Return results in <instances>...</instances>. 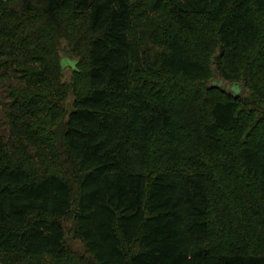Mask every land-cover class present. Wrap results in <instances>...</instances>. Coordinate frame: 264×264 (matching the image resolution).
Masks as SVG:
<instances>
[{"label": "trees", "instance_id": "1", "mask_svg": "<svg viewBox=\"0 0 264 264\" xmlns=\"http://www.w3.org/2000/svg\"><path fill=\"white\" fill-rule=\"evenodd\" d=\"M0 263L264 264V0H0Z\"/></svg>", "mask_w": 264, "mask_h": 264}, {"label": "rangeland", "instance_id": "2", "mask_svg": "<svg viewBox=\"0 0 264 264\" xmlns=\"http://www.w3.org/2000/svg\"><path fill=\"white\" fill-rule=\"evenodd\" d=\"M69 60L70 63H65V80H67V82H71L72 81V69L73 66L75 64V61H77L76 58H67ZM214 63V70L216 69L215 66V60H212ZM200 85H203L204 87H217L220 89H224L226 90V92H229L231 94L234 95H238V94H245V89L246 87H244V85L242 83H232V82H227L225 80H223L220 76H218L217 74L214 76V78L212 77L211 79H209L207 82H203ZM69 104L68 102L66 103V105ZM73 222L70 221L67 226H66V230H67V235H66V240L68 242V244L70 245L71 248H73L77 253L79 254H83L84 253V247L83 245L79 242L76 241L73 237L74 233H73ZM1 264V263H0Z\"/></svg>", "mask_w": 264, "mask_h": 264}]
</instances>
